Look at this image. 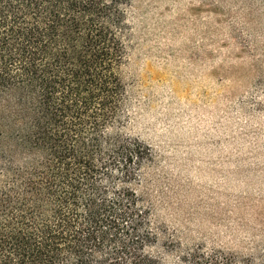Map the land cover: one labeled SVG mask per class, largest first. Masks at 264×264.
<instances>
[{
    "label": "trees",
    "instance_id": "16d2710c",
    "mask_svg": "<svg viewBox=\"0 0 264 264\" xmlns=\"http://www.w3.org/2000/svg\"><path fill=\"white\" fill-rule=\"evenodd\" d=\"M131 2L0 0V264H163L153 154L124 131Z\"/></svg>",
    "mask_w": 264,
    "mask_h": 264
},
{
    "label": "rangeland",
    "instance_id": "374dc122",
    "mask_svg": "<svg viewBox=\"0 0 264 264\" xmlns=\"http://www.w3.org/2000/svg\"><path fill=\"white\" fill-rule=\"evenodd\" d=\"M124 131L153 154L139 190L168 239L264 256V4L132 0Z\"/></svg>",
    "mask_w": 264,
    "mask_h": 264
}]
</instances>
